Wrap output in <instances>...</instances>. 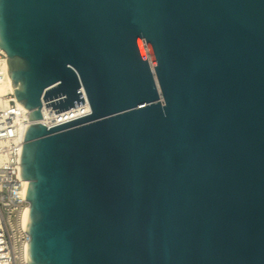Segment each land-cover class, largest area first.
I'll return each instance as SVG.
<instances>
[{
    "label": "water",
    "instance_id": "obj_1",
    "mask_svg": "<svg viewBox=\"0 0 264 264\" xmlns=\"http://www.w3.org/2000/svg\"><path fill=\"white\" fill-rule=\"evenodd\" d=\"M0 49L28 264H264V0H0Z\"/></svg>",
    "mask_w": 264,
    "mask_h": 264
},
{
    "label": "built area",
    "instance_id": "obj_2",
    "mask_svg": "<svg viewBox=\"0 0 264 264\" xmlns=\"http://www.w3.org/2000/svg\"><path fill=\"white\" fill-rule=\"evenodd\" d=\"M7 66V55L0 49V83L7 75ZM5 99L6 104L0 102V264H28L30 235L24 217L30 203L25 198L28 181L21 178L20 159L30 112L18 103L14 93Z\"/></svg>",
    "mask_w": 264,
    "mask_h": 264
},
{
    "label": "bare ground",
    "instance_id": "obj_3",
    "mask_svg": "<svg viewBox=\"0 0 264 264\" xmlns=\"http://www.w3.org/2000/svg\"><path fill=\"white\" fill-rule=\"evenodd\" d=\"M7 68H8L7 69V71H8L9 67L7 66ZM10 93H14V90H13V87H12V80H11V78H10L8 72H7L6 77L0 83V97H2V98H0L1 99L0 102L2 104H6L7 103V100L5 99V96L7 94H10ZM28 211L26 212L25 217H24L25 224L27 222Z\"/></svg>",
    "mask_w": 264,
    "mask_h": 264
}]
</instances>
